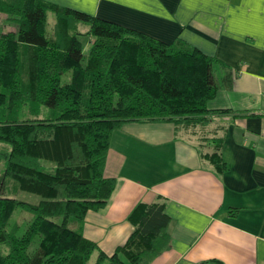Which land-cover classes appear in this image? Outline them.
Segmentation results:
<instances>
[{"label":"trees","instance_id":"obj_1","mask_svg":"<svg viewBox=\"0 0 264 264\" xmlns=\"http://www.w3.org/2000/svg\"><path fill=\"white\" fill-rule=\"evenodd\" d=\"M0 14L13 27L0 33V264H146L169 243L162 206L136 208L132 234L111 255L69 225L114 191L104 174L114 130L205 127L228 112L208 104L229 89L231 73L181 41L42 0H0ZM211 159L224 170L217 153ZM7 180L40 201L8 197ZM18 209L31 216L21 235L7 229Z\"/></svg>","mask_w":264,"mask_h":264},{"label":"crops","instance_id":"obj_2","mask_svg":"<svg viewBox=\"0 0 264 264\" xmlns=\"http://www.w3.org/2000/svg\"><path fill=\"white\" fill-rule=\"evenodd\" d=\"M42 1L181 41L232 78L208 104L227 114L205 127L134 122L114 130L104 172L114 191L70 227L111 255L132 234L135 209L157 204L169 243L146 264H264V0Z\"/></svg>","mask_w":264,"mask_h":264},{"label":"rangeland","instance_id":"obj_3","mask_svg":"<svg viewBox=\"0 0 264 264\" xmlns=\"http://www.w3.org/2000/svg\"><path fill=\"white\" fill-rule=\"evenodd\" d=\"M12 29L13 27L11 26L10 22L7 20L6 16L0 14V33H7ZM41 115L42 117H44L45 115H48V112L43 110ZM6 149L7 151H9V148L6 147ZM5 188H6L5 194L8 197L17 199L18 201L26 202L29 204H37L40 201V198L38 196L28 194L26 192L18 191L17 186L13 180H7ZM30 217H31L30 214H28L27 212L21 209L16 210L8 223L7 229L10 230L13 227L19 226L18 228H20V230H18V235H21L25 228V224L26 222H28ZM72 223L69 226H72Z\"/></svg>","mask_w":264,"mask_h":264}]
</instances>
